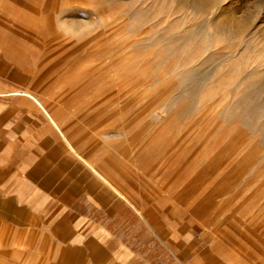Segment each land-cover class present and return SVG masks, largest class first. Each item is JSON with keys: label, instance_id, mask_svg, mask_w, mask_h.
Masks as SVG:
<instances>
[{"label": "rangeland", "instance_id": "rangeland-1", "mask_svg": "<svg viewBox=\"0 0 264 264\" xmlns=\"http://www.w3.org/2000/svg\"><path fill=\"white\" fill-rule=\"evenodd\" d=\"M2 91L155 232L264 264V0H0Z\"/></svg>", "mask_w": 264, "mask_h": 264}, {"label": "crops", "instance_id": "crops-1", "mask_svg": "<svg viewBox=\"0 0 264 264\" xmlns=\"http://www.w3.org/2000/svg\"><path fill=\"white\" fill-rule=\"evenodd\" d=\"M7 93L14 92H0V259L10 264H43V259L44 264H227L214 249L198 250L177 231L171 241L166 231L155 232L139 205L116 189L122 201L96 178H84L71 153L57 155L36 112L8 103L2 97Z\"/></svg>", "mask_w": 264, "mask_h": 264}, {"label": "bare ground", "instance_id": "bare-ground-1", "mask_svg": "<svg viewBox=\"0 0 264 264\" xmlns=\"http://www.w3.org/2000/svg\"><path fill=\"white\" fill-rule=\"evenodd\" d=\"M34 97V96H33ZM35 99H36V101L40 104V105H42L44 108H45V106H44V104L39 100V98H37V97H34ZM73 146V145H72ZM81 155V154H80ZM81 156H83V155H81ZM89 162V161H88ZM89 164L91 165V166H93V167H95L92 163H90L89 162Z\"/></svg>", "mask_w": 264, "mask_h": 264}]
</instances>
